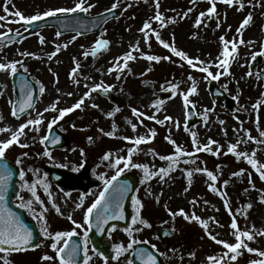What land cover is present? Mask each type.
Here are the masks:
<instances>
[{
    "label": "rangeland",
    "instance_id": "374dc122",
    "mask_svg": "<svg viewBox=\"0 0 264 264\" xmlns=\"http://www.w3.org/2000/svg\"><path fill=\"white\" fill-rule=\"evenodd\" d=\"M87 2L95 5L85 12L92 16L110 9L116 0ZM76 3L77 0H0V16L8 17L7 21L0 22L4 25L0 27V32H5L8 28L19 31L25 29L22 21L10 22L18 20L13 15L17 10L24 16H31L55 7H72ZM243 3L245 7L239 10L236 4L228 6L222 0H217L216 13L201 18L200 26L197 27L195 25L200 18L199 14L210 7L208 0H196L195 4L192 0H159V9L155 0H119V6L115 8L119 11V18L106 23L99 32L85 36L75 33L57 36L55 28L46 27L36 30L27 38L0 46V62L21 61L17 65V72L29 74L40 86L43 84L45 87V92H40L32 111L19 118L13 117L12 104L16 101V95L12 75L0 72L3 92L0 95V128L12 130L0 133V141H6L21 124L30 118H37L38 113H43L39 131L34 126H29L19 138L20 143L28 147L14 144L5 152V158L15 162L20 173L25 174L23 178L20 176L16 202L25 205L24 208L40 228L46 226L51 234L73 230L79 234L88 232L85 213L104 188V181L100 177L110 179L118 169L122 170L121 173L132 170L140 174L142 181L135 196L143 205L138 220L148 221L151 227L139 222L135 225L132 223L131 235L126 231L111 230L115 258L107 260V264H129L135 244L122 253L119 259H116V245L123 244L127 247L132 240L147 242L152 247L155 245L153 248L162 256L163 264H214L208 257H221L226 249L215 243L208 232L218 239L236 243L234 230L230 228L233 215L241 231H251L254 235L253 241L242 239L249 247L264 251V235L259 234L264 231V203L260 200L264 196V179L247 163L246 158L237 159L233 153H227L230 144L240 141L238 148L242 149L239 151L245 149L243 152L249 155L255 151L253 158L258 161L257 166H264V143L249 140L246 135L250 131L252 137L264 139L260 137V132L264 131V102L258 108L253 107L257 101H264V83L257 75L264 70V61L252 76L247 75L253 62L251 56L258 53L264 44V0H243ZM5 5L8 12L4 11ZM189 8L192 11L185 17L183 14ZM157 10L164 17V27L153 19ZM249 13L253 16L252 21L241 32H237L240 23ZM146 21H150L152 25L147 38L140 31ZM156 31L165 42L193 58L197 66L191 67L187 61L175 56L170 48H164L155 38ZM222 36L229 41L235 39L237 43L242 38L246 43L238 44L237 52L233 53L234 58H230V74H221L219 79H212L207 73L200 71L204 65L195 61V58L199 57L200 61H204L213 75L224 73V69L218 66L223 51L220 39ZM41 37L45 41L43 44L40 43ZM72 37L76 39L73 40ZM100 38L110 41V44L95 56L85 57L83 53H91L95 42ZM248 41L253 43L249 44ZM137 42L140 51L133 52L137 59L129 61V67L123 73L109 72L114 66L115 58L127 53ZM65 43H68L66 49L63 48ZM57 46L60 51L52 56ZM229 50L231 51V45ZM25 52L34 55H21ZM143 55L170 58L156 62L142 58ZM76 62H79L80 68L73 77L70 73ZM212 80L228 94L229 105L221 98L215 101L212 99L208 89ZM193 83L197 92L189 95L191 103L185 107L183 97ZM96 84H101L102 88L92 92L81 109L58 119L51 126L65 135L67 144L59 149L47 150L41 138L47 136L51 129L49 124L53 118L58 117V110L74 105ZM108 86L112 87L105 93L103 87ZM68 93L73 94L69 96ZM56 101L57 111H53L51 107ZM160 101L163 103H159ZM93 104L99 107H93ZM44 105L49 111H40ZM190 106L194 108L197 120L189 125L186 111ZM116 107L120 108L119 112H115ZM132 108L145 115L139 118L134 116ZM109 112H115V115L109 117ZM149 116L154 119H148ZM166 116L173 119L165 120L163 124L158 123ZM139 120L143 123H139ZM129 121L137 124L135 131ZM177 123L179 127L176 126ZM153 130L156 134L147 143L135 145L132 141L123 139L139 136L147 139L151 137ZM108 132H114V136L106 135ZM193 132L196 133L200 147L208 144L210 139L217 141L220 146L219 154H215L218 149L215 144L210 145L212 151L195 152ZM169 138L182 146L185 153L193 155L180 156L179 163L163 180L159 176L145 179L143 169L126 166L124 161L119 165L115 164L116 158L127 157L128 150L135 147L132 163L147 165L150 172L168 168L171 161L160 157L175 154L174 145ZM46 152L51 155H45ZM106 153L112 154L110 160L103 159ZM18 160L20 163H17ZM50 168L69 170L82 183L91 187L86 191L72 190L70 181L65 186H57L48 172ZM196 168L213 172L217 179L212 181L205 171H193L189 184L187 170ZM241 170L242 174L233 175ZM33 185L43 204L35 199L31 191ZM209 185L215 186L219 192L211 191ZM45 186L48 192H45ZM81 196H84L83 205L77 207ZM225 198L228 200V207L232 209V215L224 203ZM53 201L59 206L60 212L53 207ZM248 204L252 207L248 208ZM167 208H171L172 213L183 209L189 217L194 212L208 221V230L199 221L185 219L183 215L172 216L166 211ZM45 209L46 223L42 224L38 217ZM69 216L71 220L68 219ZM73 220L76 221L75 224ZM160 228H168L174 233L173 242H161L157 236ZM43 236L51 241V245L55 243L54 235ZM60 243L62 245L63 241ZM87 248L88 255L92 257L89 264H105L100 253L91 249L89 239ZM239 252L235 261L225 257L224 264H250L252 260L264 259L257 253H249L243 247ZM192 253L195 255H191ZM45 255L53 259L45 260ZM199 257L202 258L198 259ZM0 264H59V259L51 246L49 249L36 248L13 254L0 252Z\"/></svg>",
    "mask_w": 264,
    "mask_h": 264
},
{
    "label": "snow or ice",
    "instance_id": "6c2138e0",
    "mask_svg": "<svg viewBox=\"0 0 264 264\" xmlns=\"http://www.w3.org/2000/svg\"><path fill=\"white\" fill-rule=\"evenodd\" d=\"M210 7L204 11L201 12L199 14V17L196 21V25L197 27L200 26L201 23V18H204L205 16H210V15H214L216 13V4H217V0H208ZM222 2L228 6H233L234 4L238 5V9L239 10H243V8L245 7V4L243 3V0H222ZM156 3V7L157 9H159V0H155ZM192 3L195 4L196 0H192ZM119 6V0H116V3H114L110 9H108L107 11L111 12L112 9H115ZM95 7V5L88 3L87 0H77V3L72 6V7H55V8H51L47 11H44L43 13H38L35 15H31V16H24L20 11H15L14 12V16L18 17V20L16 21H10V22H23L25 26L31 24L32 22L38 21V20H43L46 17H54L57 16L58 14H68V13H76L77 11H83V12H88L91 8ZM129 7H131V5H129ZM5 12H8V8L7 5H5L4 8ZM192 11L191 8H189L187 10V12H185L183 15L186 17L188 15V13H190ZM154 20L159 21L161 23V27L166 26L165 22H164V17L162 16V14L157 10L154 18ZM253 16L251 13H249L244 19L243 21L240 23L239 28L237 29V32H241L242 29L245 28V26L249 25V23L252 21ZM8 17L7 16H0V22L3 21H7ZM174 22V21H172ZM3 24H0V27H3ZM217 27H219V25H217ZM152 30V25L150 21H146L144 23V25L142 26V28L140 29V31L142 33L145 34V37L147 38L149 35V31ZM13 30L11 28H8L7 31L5 32H0V39H4L6 37H8V34L10 32H12ZM16 35H20L19 30H16ZM57 36L62 35L61 32H57L56 33ZM155 38L157 41H159V43L161 45H163L164 48H170L171 52L175 54V56L177 57H181L183 60L187 61L188 65H190L191 67H196V63H194V59L193 58H189V56L187 55V53L178 50L175 46L170 45L169 43L165 42L163 39H161L160 37V33L158 31L154 32ZM73 40L76 39V37H72ZM174 39V38H173ZM222 43H223V51H222V58L219 59V67L224 69V73H217L216 75H213V73L209 70V66L205 64L204 61H200L199 57L195 58V61L199 62L201 65H204L200 68V71L207 73V75L209 77H211L212 79H219V76L221 74H230L228 73V66L230 63V58H234L233 57V53L237 52L238 49V44H245L246 42L241 38L239 39L238 43L235 39H233L232 41H229L228 39H226L225 37H221L220 38ZM40 43L43 44L45 43L43 37H41L40 39ZM247 43L251 44L253 43L252 41H248ZM110 44V41L100 38L95 42V47L93 48L91 53L85 52L83 53V55L85 57L92 55L95 56L97 54L98 51L103 50L105 47H107ZM229 45H231V51L229 50ZM68 47V43L63 44V48H67ZM60 51V47L57 46L56 51L53 52L51 55L55 56L57 52ZM140 51L139 49V44L137 42V44L133 47L130 48V50L123 54L120 57L115 58L114 61V66L112 68L109 69V72L112 71H119L121 73H123L124 69H127L129 67V61L132 60H136L137 57L135 55H133V52H138ZM21 55H34L33 53H21ZM257 55H264V49H262L261 52L259 53H254L251 56V59L254 61L257 58ZM142 58H146L149 61H156L159 62L161 59H169L170 57H160V56H156V55H143ZM75 59V58H74ZM121 61H123V64H121ZM21 61H11V62H0V72H5V73H9L12 76H15L17 74V65L20 64ZM80 68V64L79 62L75 63V66L73 67V69L71 70L70 75L75 77L78 74ZM151 69H149L150 71ZM248 76H252L253 73L251 71H249L247 73ZM259 75V74H257ZM120 77L118 76L117 79H119ZM191 79V77H190ZM58 80V78H57ZM78 82V81H77ZM112 86H108V87H103V91L105 93H107L109 91V88ZM102 88L101 84H96L94 86H92L88 92H86L84 94L83 97H81L80 100H78L74 105L70 106V107H66L63 109H59L58 110V117L53 118V120L50 122L49 124V128H51L52 124L57 123L58 119H63L67 114L72 113L74 110L76 109H81L84 101L86 98L90 97L92 92H95L99 89ZM22 91H24V99L22 101H19L17 104H12V101H9L10 104H12V112L11 115L13 117H17L19 118V115L21 113H24L27 109H30L33 107V93H32V89L29 85L25 84L24 88L22 89ZM39 91L41 93L45 92V87L43 84H41ZM197 92V88L195 83L192 84V87L188 90V92L184 95L183 100H184V105L185 107H187L191 101H189L188 97L189 95L196 93ZM73 93H68L69 96H71ZM0 95H3V92H0ZM264 102V101H257V103L253 106L254 108H258L260 106V104ZM58 103V101L54 102L51 110L53 111H57L56 108V104ZM159 103H163L162 101H160ZM93 107H99V105L93 104ZM44 111H49L48 108H45ZM120 108L116 107L115 112H119ZM132 113L134 116L136 117H142L145 114L141 111H139L136 108H132L131 109ZM115 112H109L107 115L109 117H112L115 115ZM207 118V117H205ZM0 119H2V117H0ZM148 119H154V117L149 116ZM173 118L170 116H166L164 120H159L158 123L163 124L165 123V120H172ZM43 123V113H38V117L35 119H28L25 123L21 124L19 126V128L12 132L11 137L9 139H7L6 141H0V160H3V158L5 157V152L7 149H9L12 145L14 144H19L21 147H28V145H24L20 143V137L24 135V130L26 128H28L29 126H34L36 131H39V125H41ZM129 123L131 124V127L133 129V131L136 130L137 128V124L136 123H132L131 121H129ZM139 123H143L142 120H139ZM221 123H223V121H221ZM75 126V125H73ZM177 127H179V124L177 123L176 125ZM115 127V126H114ZM8 131H12L10 128H0V133L3 132H8ZM101 132H103V129L100 130ZM155 131H152V135L149 138H145V136H139L136 138H130V137H123V139L125 140H129L132 141L135 145H140L141 143H147L150 142V140L152 138H154L155 136ZM106 135L108 136H114V132H108L106 133ZM247 138L249 140H253L256 143H264V139H260L258 140L255 137L251 136L250 131L246 133ZM192 137H193V145L195 148V152H200V151H212L210 145H218V142L215 140H209L208 144L203 145V147H200L197 143L196 140V133H192ZM260 137L264 138V131L260 132ZM49 137L48 136H44L41 138V142L43 143L44 141L48 140ZM170 139V138H169ZM89 140H91V137H89ZM52 143H56L57 140L53 139L51 141ZM170 142L174 145L175 148V154L174 155H170V156H161V159L164 160H169L171 161V163L169 164L168 168H160L158 171L155 172H150L148 170V166L147 165H143V164H134L132 163V155L133 153L136 151V148H130L128 150V155L127 157H118L115 160V164L119 165L121 163V161H124L126 166L127 165H131L132 167L135 168H141L145 171L146 176L145 179H148L152 176H159L161 180L164 179L165 176H167L170 172V170L175 167L178 163H179V157L182 155H188V156H192L193 153H185L184 150L182 149V146L178 145L176 143L175 140H171ZM246 142V141H245ZM240 143V141H238L236 144H230L227 148V153H233L237 159L244 157L247 159V163L249 165L252 166V168L255 169V171L257 173H259L261 179H264V170H262V168H264V166L258 167V161L256 159H254L253 157L255 156V151L249 155L246 152L243 151H237L238 148V144ZM219 145H218V149L216 151L215 154H219ZM225 153V154H227ZM24 155L26 156L27 153H24ZM45 155H51V153L46 152ZM112 157L111 153H106L105 156L103 157L104 160H110ZM187 162V161H185ZM194 163V161H192ZM17 163H20V161L18 160ZM121 169L117 170L116 175L112 176L110 179H105L104 176H101L100 179H102L104 181V190L102 192L99 193L98 198L91 204V206H89L86 209V213H85V219L89 220L91 222V220L93 219V213L95 211V223L96 226L99 228V230L101 232L104 231L103 226L105 224L108 223L109 220H113V219H124V215H123V209H122V201L126 195V193L129 191L127 185H114V181L117 180V177L121 174ZM193 171H205L207 173V175L211 178L212 181H215L217 179L216 175L213 174V172L208 171L207 169H200V168H196L194 170H187V177H188V181L189 184L191 183V178L193 176ZM243 170H241L240 173H233V175H239L242 174ZM24 172L20 173L21 178L24 177ZM12 176V172L11 170L8 168L6 163H0V252H13V251H20L25 249L27 246H30L31 241L33 239V234H32V230L28 227V225H26L22 220L19 219L18 215L16 213H14L11 209H9L7 207V186H8V181L10 180ZM225 184H227V181L224 182ZM251 183V181H250ZM27 187V185H26ZM211 191L213 192H219V190L213 186V185H209ZM254 187V185H253ZM31 191L33 193V195L35 196V199L37 201H39L41 204H43V201L40 200V197L38 195H36V189L35 186H31ZM45 192H48V188L47 186H45ZM51 194L49 193V196ZM157 200H159V197H156ZM83 200H84V196L80 197V203L77 205V207H81L83 205ZM261 202L264 203V196H262L260 198ZM193 203H195V201H193ZM224 203L226 205V207H228V200L227 198H225ZM31 204V202H29V205ZM133 205L134 207H136V212L137 215L133 217L132 223L135 225L137 224V222H139L140 224L146 225L147 227H151V224L148 223V221L144 220V219H139V214H140V209L143 207L142 202L139 199H133ZM24 204H21V207H24ZM53 207H55V210L57 212H60V208L58 205L55 204V202L53 201ZM248 208H251L252 205L248 204L247 205ZM47 209H45L44 211H42L39 215V219H41L42 224H45L46 222L44 221V214L45 211ZM228 211L230 213V215H232V209L230 207H228ZM172 216L175 215H183L185 217V219H190V220H195V221H199L200 224L202 225V227L207 231L209 228V223L207 220L202 219L200 216L196 215L194 212L192 213V215L189 217V215L187 213H185V211L183 209H180L177 213H170ZM68 219H72L71 216L68 217ZM214 219V218H213ZM73 224L76 223V221H72ZM79 227H83V225H78ZM89 227H91V223L89 224ZM113 228H115L116 226L113 225ZM230 228L234 230L233 234L236 238V243H230L228 241L225 240H221L218 239L216 235H213L211 232H208L209 237L217 244L222 245L226 251L223 253V256L221 257H208V259L210 261H213L214 264H224V258L228 257L230 260L235 261L238 256L240 255L239 250L243 247L244 249H246L249 253H257L260 257H264V251H260L258 249H254L252 247H249V245L245 242L244 239L242 238H246L247 241H253L254 240V235L251 231H241L240 228L238 227V223L237 220L235 218V216H232V220H231V224H230ZM139 230V229H137ZM41 231L45 234V235H52L51 233H49L47 231L46 226L41 228ZM126 232H128L129 235L132 234V229H125ZM75 234V231H57L54 234L55 237V243L52 244V248L56 251L57 257L59 258V264H77V257L80 254L81 248L79 244H72L69 245L68 239L66 238H71L73 235ZM260 235H264V231H261L259 233ZM87 239H88V232L85 231L84 233V240H85V247L83 249L84 252V264H89V261L92 259L91 256L88 255V248H87ZM61 241H63L62 245H61ZM138 243V241L136 240H132L127 247H125L123 244L120 245H116V259H119L120 255L124 252H126L128 249H131L133 244ZM153 247H155V245H153ZM231 253V255L229 256V254ZM136 254L142 259L145 260V264H157V258L152 255L150 252H147L145 249L140 248L136 251ZM101 256H103V253H100ZM191 255H195L194 253H192ZM43 259L45 260H52L53 257L47 256L45 255L43 257ZM104 260H105V264H107V260L108 257L104 256ZM129 264H131V261H129ZM250 264H264V259H257V260H252L250 261Z\"/></svg>",
    "mask_w": 264,
    "mask_h": 264
},
{
    "label": "water",
    "instance_id": "95a60500",
    "mask_svg": "<svg viewBox=\"0 0 264 264\" xmlns=\"http://www.w3.org/2000/svg\"><path fill=\"white\" fill-rule=\"evenodd\" d=\"M119 16V12L115 9H112L111 12L107 11L100 15L86 16L83 12L75 13L72 15H65V16H54V17H47L43 20H38L35 22H32L28 25L29 30H27L25 33L16 35L14 32H10L8 34V37L4 39H0V44H9L11 42H14L15 40L19 38H23L29 34H31L35 29L42 28L45 26H55L57 27L58 31L63 33L73 32L78 33L79 35H87L94 32L99 31L103 25L112 20L116 19ZM263 59V55H258L257 60L254 63V66L252 70H254ZM260 76L264 79V72L260 73ZM13 84L15 87V92L17 95V104L19 101H22L24 99V91L22 89L24 88V85L27 84L31 87L32 93H33V107L30 109H27L24 113H21L19 115L22 116L29 111H31L35 103L37 101L38 97V88L33 82V80L29 77L28 74L17 72L15 76H13ZM210 90L213 95V98L215 99L217 96H222L226 99L228 97L226 96L225 92L220 90L217 85H215L213 82L210 83ZM1 92V89H0ZM190 117H191V123H193L195 119V113L193 110H190ZM49 139L46 140V148L49 150H53L55 148H61L63 147L67 141L66 138L60 134L56 129H51L48 134ZM53 139H56V143H52L51 141ZM0 163H6L8 168L12 172V176L10 180L8 181L7 186V207L11 209L14 213H16L20 220H22L28 227L32 230L33 239L31 241L30 246H27L25 249H34L37 247H44L49 248L51 246V241L46 240L43 237L42 232L39 230L37 223L35 222L34 218L31 216H28L27 212L21 208L19 205H15L13 203V200L17 197L19 192L18 187V174L19 169L16 166V164L9 162L8 160L4 159L0 160ZM52 176L56 183L58 185H64L68 179L70 178L71 185L73 189L83 188L88 189L90 185L84 186L79 181L75 180L73 178V175L70 174L67 171H61L59 174L57 171H51ZM114 185H127L129 191L126 193L123 201H122V209H123V215L124 219H113L109 220L107 224L103 226L104 231L101 232L99 228L96 226L95 223V211L93 213V219L91 222L89 221V224L91 223V227H89L88 237L90 239L92 249L94 251H99L100 253H103V256H107L108 259H113V255L111 254V238L109 237V232L113 228L112 226L115 225L117 229H129V226L131 224L132 218H133V211H132V199L136 193V190L140 183V178L135 173H126L123 176L117 178L116 181L113 182ZM159 237L162 239L163 242L171 241L172 240V234L167 230H160L158 231ZM83 238L84 236L79 235H73L71 238H68L69 245L72 244H79L81 251L79 256L77 257V264H83L84 263V245H83ZM140 248L145 249L147 252H150L152 255H154L157 258V264H161V259L159 255L151 248L148 244H141L139 246L135 247V251L132 255V262L133 264H145V260H142L137 254L136 251ZM23 249V250H25ZM21 251V250H20ZM14 252V251H13Z\"/></svg>",
    "mask_w": 264,
    "mask_h": 264
},
{
    "label": "bare ground",
    "instance_id": "6f19581e",
    "mask_svg": "<svg viewBox=\"0 0 264 264\" xmlns=\"http://www.w3.org/2000/svg\"><path fill=\"white\" fill-rule=\"evenodd\" d=\"M37 82V81H36ZM37 86H38V88L40 89V84L37 82ZM39 94H40V91H39ZM46 108V105H44L43 107H41V109H40V111H42V110H44ZM133 210H134V213H135V216L137 215L136 213V207H134V205H133Z\"/></svg>",
    "mask_w": 264,
    "mask_h": 264
}]
</instances>
